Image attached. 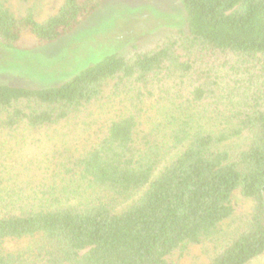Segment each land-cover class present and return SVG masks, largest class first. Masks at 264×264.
<instances>
[{"label": "trees", "instance_id": "16d2710c", "mask_svg": "<svg viewBox=\"0 0 264 264\" xmlns=\"http://www.w3.org/2000/svg\"><path fill=\"white\" fill-rule=\"evenodd\" d=\"M11 1L0 0L6 50L25 33L37 47L58 41L105 0H63L43 22L44 0ZM181 2L186 33L105 56L61 85L0 84V134L58 127L108 92L132 96L83 153H55L22 186L0 182V264H178L173 256L220 234L236 192L251 215L210 264L264 255V0ZM158 89L142 130L139 104ZM8 240L32 243L6 252Z\"/></svg>", "mask_w": 264, "mask_h": 264}, {"label": "rangeland", "instance_id": "374dc122", "mask_svg": "<svg viewBox=\"0 0 264 264\" xmlns=\"http://www.w3.org/2000/svg\"><path fill=\"white\" fill-rule=\"evenodd\" d=\"M62 3L63 0H44L37 20L43 22L56 14ZM11 5L17 9L14 0ZM186 32V13L181 0H105L73 33L52 44L37 47L36 37L25 33L18 50H6L0 45V84L31 89L61 85L105 56L131 55L167 36ZM165 90L160 89L153 99L139 104L143 109L142 130L156 116L163 97L161 92ZM131 99V95L116 96L108 92L98 104L58 127L0 134L2 186H22L24 181L34 179L40 174L39 167L46 166L55 153L65 150L76 155L83 153L106 133L112 120L131 109ZM232 205L234 215L222 225L215 239L191 246L182 257L176 254L171 259L178 264H210L251 215L252 201L238 192L232 196ZM31 243V240H8L3 248L13 252ZM250 264H264V255Z\"/></svg>", "mask_w": 264, "mask_h": 264}]
</instances>
